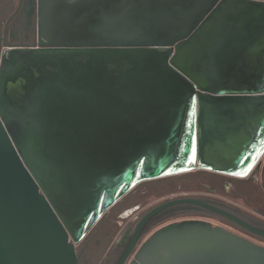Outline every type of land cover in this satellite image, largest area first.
I'll return each mask as SVG.
<instances>
[{
  "label": "water",
  "instance_id": "water-1",
  "mask_svg": "<svg viewBox=\"0 0 264 264\" xmlns=\"http://www.w3.org/2000/svg\"><path fill=\"white\" fill-rule=\"evenodd\" d=\"M36 43L0 57V264H78L76 246L137 185L244 179L264 153V0H36ZM115 264H264L207 221L169 223Z\"/></svg>",
  "mask_w": 264,
  "mask_h": 264
},
{
  "label": "rangeland",
  "instance_id": "rangeland-1",
  "mask_svg": "<svg viewBox=\"0 0 264 264\" xmlns=\"http://www.w3.org/2000/svg\"><path fill=\"white\" fill-rule=\"evenodd\" d=\"M263 164L262 160V167L256 177L260 181L258 186L252 181H248L247 178L237 179L208 171H194L143 182L137 185L128 196L124 197L125 200L130 199L137 210L129 214L126 209L121 208L119 205L113 207L109 211L110 213L105 215L107 217L110 214L111 217L109 218L110 221L105 223L107 234L106 237L103 235L101 246L94 247L92 245L90 239L93 233H91L76 246V250L81 252L87 250L90 253L88 256L90 257V264H104L109 256L108 254L111 253L110 248L120 242L127 224H134L135 226L138 218L152 208L180 198H193L217 203L251 226L252 224L264 226V188L261 185L264 181L262 175ZM198 215L196 212L176 214L152 225L142 234L128 261L132 259L138 247L159 228L172 222L187 219L186 217H198ZM200 216L203 217V221H207L213 226L222 227L256 245L264 247V238L254 236L224 218L211 213H203ZM106 217L103 219L104 221ZM117 250L121 252L120 248Z\"/></svg>",
  "mask_w": 264,
  "mask_h": 264
},
{
  "label": "flooded vegetation",
  "instance_id": "flooded-vegetation-1",
  "mask_svg": "<svg viewBox=\"0 0 264 264\" xmlns=\"http://www.w3.org/2000/svg\"><path fill=\"white\" fill-rule=\"evenodd\" d=\"M35 27H36V0H0V57L3 54L4 50L9 47H24V48L33 47L36 43ZM262 160L264 162V153L262 154L259 161L253 167V169L250 171L251 173L247 177L248 181H252L257 186L259 185L260 181H259V178H256V177H257V173L262 167ZM262 171H263L262 175L264 178V164H263ZM261 185L264 188V181L261 183ZM129 193H127L124 197L128 196ZM124 197H122L113 207L119 205L121 208L126 209V212L129 214L136 211L137 207L135 205H132L130 199L125 200ZM200 201L208 203L220 209H223L227 212L229 211L228 209H225L224 207H222L221 205L217 203H213L207 200H200ZM112 208L106 211L101 216V218L99 219L97 223L105 224L106 221H110L109 218L111 217V215L108 214L107 217L105 215L106 213H110L109 211ZM189 212H196L197 214H199L198 217L197 216L186 217L187 219H196V220H202L203 217H201L200 215H202L203 213L205 214L211 213L196 205H178V206L170 207L158 213L153 218H151L148 221V223L145 225L143 233L152 225L162 222V220H164L165 218H169V216L172 217L173 215L184 214V213L188 214ZM145 214H143L142 216L138 218L137 222L135 223V226L134 224L126 225V227L124 228L123 234H122V238L120 239V242H118V244H115V246L113 245L110 248L111 253L108 254L109 256L106 262H104V264H115L116 263V261L121 255L124 247L126 246V243L128 242L133 232V231L132 232L130 231L134 230L138 222L141 220V218ZM105 217L106 219L104 221L103 219ZM187 219H182V220H187ZM252 226L256 229L264 231V226L257 225V224H252ZM118 248L121 249V252L120 250L119 251L117 250ZM76 251H77V256H78V264H90L89 257L84 256V250L82 252L78 250Z\"/></svg>",
  "mask_w": 264,
  "mask_h": 264
},
{
  "label": "crops",
  "instance_id": "crops-1",
  "mask_svg": "<svg viewBox=\"0 0 264 264\" xmlns=\"http://www.w3.org/2000/svg\"><path fill=\"white\" fill-rule=\"evenodd\" d=\"M250 174V173H249ZM249 174L246 176V177H244V178H247L248 176H249ZM106 229H107V226H106V224H99V223H97L92 229H91V231L84 237V239L89 235V234H91V233H93V236H92V238L90 239V242L92 243V245L94 246V247H99V246H101V241H102V239H103V235L106 237V234H107V232H106ZM103 233V234H102ZM104 237V238H105ZM83 239V240H84ZM82 240V241H83ZM81 241V242H82ZM98 242H99V244H98ZM98 244V245H97ZM89 252L87 251V250H84V256L85 257H88L89 256ZM89 259H90V257H89Z\"/></svg>",
  "mask_w": 264,
  "mask_h": 264
},
{
  "label": "bare ground",
  "instance_id": "bare-ground-1",
  "mask_svg": "<svg viewBox=\"0 0 264 264\" xmlns=\"http://www.w3.org/2000/svg\"><path fill=\"white\" fill-rule=\"evenodd\" d=\"M251 173V172H250Z\"/></svg>",
  "mask_w": 264,
  "mask_h": 264
}]
</instances>
